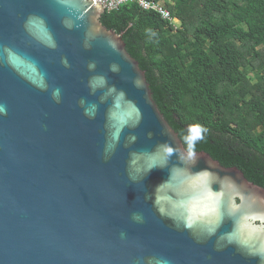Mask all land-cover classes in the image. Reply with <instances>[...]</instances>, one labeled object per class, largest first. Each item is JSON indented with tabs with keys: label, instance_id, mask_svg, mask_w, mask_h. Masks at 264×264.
I'll use <instances>...</instances> for the list:
<instances>
[{
	"label": "water",
	"instance_id": "95a60500",
	"mask_svg": "<svg viewBox=\"0 0 264 264\" xmlns=\"http://www.w3.org/2000/svg\"><path fill=\"white\" fill-rule=\"evenodd\" d=\"M104 13L94 0H0V264H259L230 220L187 228L153 206L166 170L129 181L143 153L182 144ZM197 154L198 170L264 197Z\"/></svg>",
	"mask_w": 264,
	"mask_h": 264
},
{
	"label": "trees",
	"instance_id": "16d2710c",
	"mask_svg": "<svg viewBox=\"0 0 264 264\" xmlns=\"http://www.w3.org/2000/svg\"><path fill=\"white\" fill-rule=\"evenodd\" d=\"M148 1L180 26L136 3L101 23L122 35L178 136L200 123L208 133L197 153L264 188V0Z\"/></svg>",
	"mask_w": 264,
	"mask_h": 264
},
{
	"label": "clouds",
	"instance_id": "9594fccd",
	"mask_svg": "<svg viewBox=\"0 0 264 264\" xmlns=\"http://www.w3.org/2000/svg\"><path fill=\"white\" fill-rule=\"evenodd\" d=\"M58 94L57 89L54 95ZM4 112L5 107L0 104V113ZM207 133L208 128L200 123L188 124L179 133L182 146H173L167 141L156 144L151 151L143 153L149 161L146 169H137L135 174L130 172L128 179L137 185L154 170H166V178L155 185L151 194L153 206L161 214L167 209L169 218L182 220L187 228L196 224L218 227L228 219L232 222V232L227 235L254 242L257 246L248 254L256 257L259 264H264V197L256 194L246 197L238 191L232 177H220L209 168L197 169V145L205 140ZM174 156L176 162L172 163ZM141 171L145 174L141 175ZM225 197L227 207L222 212ZM257 204L259 210L254 209ZM133 219L140 220L141 216L133 213ZM157 264H167V261H157Z\"/></svg>",
	"mask_w": 264,
	"mask_h": 264
},
{
	"label": "built area",
	"instance_id": "2783aa9c",
	"mask_svg": "<svg viewBox=\"0 0 264 264\" xmlns=\"http://www.w3.org/2000/svg\"><path fill=\"white\" fill-rule=\"evenodd\" d=\"M95 3L101 5L105 13H111L113 11L119 10L121 7L130 4L136 3L145 11H154L161 15L165 20L171 21L173 25L180 26L178 19L172 17L171 12L162 4L148 0H94ZM172 4V0H168Z\"/></svg>",
	"mask_w": 264,
	"mask_h": 264
},
{
	"label": "rangeland",
	"instance_id": "374dc122",
	"mask_svg": "<svg viewBox=\"0 0 264 264\" xmlns=\"http://www.w3.org/2000/svg\"><path fill=\"white\" fill-rule=\"evenodd\" d=\"M178 23H179V21H178Z\"/></svg>",
	"mask_w": 264,
	"mask_h": 264
}]
</instances>
